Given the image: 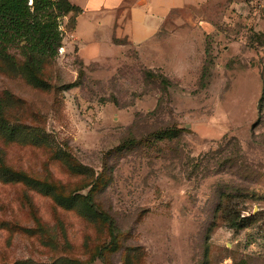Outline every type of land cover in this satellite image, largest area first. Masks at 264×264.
I'll return each instance as SVG.
<instances>
[{
  "label": "rangeland",
  "instance_id": "1",
  "mask_svg": "<svg viewBox=\"0 0 264 264\" xmlns=\"http://www.w3.org/2000/svg\"><path fill=\"white\" fill-rule=\"evenodd\" d=\"M150 1L0 49V264H264V0Z\"/></svg>",
  "mask_w": 264,
  "mask_h": 264
},
{
  "label": "trees",
  "instance_id": "2",
  "mask_svg": "<svg viewBox=\"0 0 264 264\" xmlns=\"http://www.w3.org/2000/svg\"><path fill=\"white\" fill-rule=\"evenodd\" d=\"M81 13L82 9L69 0H0V49L24 44L32 55L54 56L62 41L58 19L71 14L76 24ZM85 206L89 214L115 230L110 219L98 211L91 193L85 197Z\"/></svg>",
  "mask_w": 264,
  "mask_h": 264
},
{
  "label": "crops",
  "instance_id": "3",
  "mask_svg": "<svg viewBox=\"0 0 264 264\" xmlns=\"http://www.w3.org/2000/svg\"><path fill=\"white\" fill-rule=\"evenodd\" d=\"M71 4L78 6L82 9V13L76 17V26L79 22L80 16L87 12L95 13H111L116 14L120 12V16L117 18L118 21H124L125 27L128 29L131 26L132 19L134 17V11H140L143 15L149 17L152 15L155 19V23L159 26L164 22L165 16H155L153 14H148V11L144 9L151 2L150 0H69ZM207 0H171L173 3L170 7L171 11L176 9H182L189 6L200 5ZM144 10V11H143ZM119 32H117V38H127L132 44H142L144 41L139 43H134L133 40L129 37L128 32L125 31V28L121 29L118 27ZM76 30V29H75ZM75 32V31H74ZM130 33V32H129Z\"/></svg>",
  "mask_w": 264,
  "mask_h": 264
}]
</instances>
